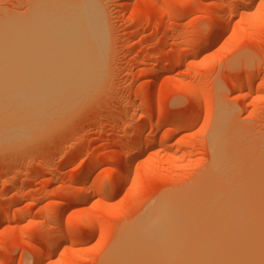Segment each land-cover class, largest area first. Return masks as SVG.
<instances>
[{"label": "rangeland", "instance_id": "374dc122", "mask_svg": "<svg viewBox=\"0 0 264 264\" xmlns=\"http://www.w3.org/2000/svg\"><path fill=\"white\" fill-rule=\"evenodd\" d=\"M31 1L0 0V14H24ZM220 1L231 8V21L213 41L210 34L217 24L209 0H98L106 25L103 78L87 88L92 91L85 92V99L59 111L65 116L55 112L62 119L53 122L51 117L49 123L48 116L43 128H31L29 137L19 134L26 138H16L19 143L9 139L2 145L5 139H0V264H102L103 256L112 252L109 247L115 249L124 234L131 235L133 228L122 227L131 218L135 222L159 193L168 189V195L178 186L181 192L173 195L182 193L194 177L209 180V133L220 107L229 114L230 131L238 128L240 135H248L246 142L255 139L256 148L263 147L264 0L246 5ZM200 41L204 47L191 59ZM249 76L253 81L248 86ZM67 106L73 108L69 113ZM189 118L197 120L186 126ZM239 134L235 136L243 139ZM147 137L157 145L147 148ZM124 157L130 159L126 190L118 182L127 169ZM84 166H89L85 175ZM92 181L107 187L100 191ZM96 215L101 232L91 234L89 222ZM65 219L89 226L68 231L62 227ZM62 232H70L67 239L55 240ZM38 249L47 256L38 258Z\"/></svg>", "mask_w": 264, "mask_h": 264}, {"label": "bare ground", "instance_id": "6f19581e", "mask_svg": "<svg viewBox=\"0 0 264 264\" xmlns=\"http://www.w3.org/2000/svg\"><path fill=\"white\" fill-rule=\"evenodd\" d=\"M241 1L245 5L248 3V0ZM208 4L215 8L213 17L217 30L210 34L213 40L223 34L231 21L232 12L229 5H226V2L223 4L220 0H209ZM14 12L0 14V139H5L2 145H6L9 139L14 143H19L22 138H24L22 141L25 140L36 124L44 127V120L48 116L49 123L54 119V121L62 119L57 118L58 114L55 112L65 110L66 104L73 105L76 99L82 101L84 95L90 94L87 88L90 89L91 84L98 79L100 82L106 72V67L105 70L102 69L105 66L103 60L106 25L98 0H32L24 14ZM204 44V41L198 43L191 59L201 53ZM164 71L162 70L160 75ZM100 72H104L102 78ZM251 79L247 82L248 86L253 81ZM84 88L83 96L78 98ZM68 108L67 112L73 109ZM53 113L56 115L55 118ZM217 113L215 125L213 124L214 127H211L213 130L210 129L209 133L212 155L211 166L210 161L207 166L209 180H203L205 183L203 185L200 178H206L207 174L200 176L207 171L203 168L205 171L198 174L199 179L194 177L195 182L198 181L197 183L202 186L194 184L193 178L191 184L187 182L188 187L183 185L184 192L177 193L179 195H173L181 189L179 186L177 190L172 188L171 194H166L170 191L168 189L164 194V191L159 193L160 197L157 195L156 200L151 201L144 211L142 209L135 217V222L131 218L134 226L130 225L133 224L130 220L125 227L122 225V228H133L130 229L128 246L125 245L124 237L128 234H124L122 241L124 243H120L118 239L122 238L123 234L118 233L120 236L114 239L118 240L120 245H116L112 239L117 247L110 244L115 248L108 249L113 254L112 252L110 255L105 254L100 263L112 264L114 261L115 264L120 262L124 264L127 261L129 264H264V145L263 147L260 145L264 140H261L258 143L260 147L256 148L258 145L255 139L246 142L248 135L247 138L242 135L243 133L240 135V130L237 132L238 128L229 130L230 127L227 126L230 125L227 124L230 121H227L229 114L225 113L224 108H218ZM63 114L60 113V116L66 115ZM175 118L178 119L179 116ZM191 119L187 121L186 126H191L197 120L193 118V123ZM48 124L46 122V126ZM232 131L243 139L236 137V133L234 135ZM19 134H25L26 138L20 135V139ZM11 136L15 138H10ZM6 137L9 138L6 140ZM16 138H19V141ZM146 143V147L150 149L158 142ZM260 148L263 150L258 152ZM252 150L256 153H252ZM129 160V157H124L122 164L126 166ZM128 167L122 175L120 174L121 181H118L121 182L120 187L125 190L129 180ZM88 168L89 166H84L82 174L85 175ZM114 169L115 173L119 174L120 170L118 171L117 167ZM216 180L219 182L217 185ZM103 183L94 181L93 185L104 191L107 186ZM193 184L197 187H192ZM189 186L192 191L185 192L186 189L189 190ZM115 187L116 183L111 184L110 191L113 192ZM193 188L199 190L194 192ZM185 193L189 194L184 196ZM83 200L86 201V197H83ZM2 214L0 213V226L3 225ZM96 216H92V221L89 222L91 234L101 232L99 225L101 221ZM71 221L65 219L62 227L65 226L68 231L80 232L88 225L86 221L81 224H73ZM69 233L55 234L54 239L58 241L67 239ZM52 247L54 245L48 247V250ZM38 250L41 251V253L37 251L40 253L38 258L40 255L42 259L47 256L46 250L44 252L42 249ZM109 257L112 263L106 262L109 261Z\"/></svg>", "mask_w": 264, "mask_h": 264}]
</instances>
